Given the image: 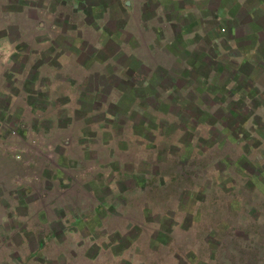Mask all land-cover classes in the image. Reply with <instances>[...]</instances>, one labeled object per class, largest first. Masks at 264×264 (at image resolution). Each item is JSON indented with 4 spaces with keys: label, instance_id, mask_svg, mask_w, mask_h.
Returning a JSON list of instances; mask_svg holds the SVG:
<instances>
[{
    "label": "rangeland",
    "instance_id": "obj_1",
    "mask_svg": "<svg viewBox=\"0 0 264 264\" xmlns=\"http://www.w3.org/2000/svg\"><path fill=\"white\" fill-rule=\"evenodd\" d=\"M0 264H264V0H0Z\"/></svg>",
    "mask_w": 264,
    "mask_h": 264
},
{
    "label": "crops",
    "instance_id": "obj_2",
    "mask_svg": "<svg viewBox=\"0 0 264 264\" xmlns=\"http://www.w3.org/2000/svg\"><path fill=\"white\" fill-rule=\"evenodd\" d=\"M237 1V3H238V1H239V3L241 2V0H236ZM222 30H224V27H222ZM9 168V167H8Z\"/></svg>",
    "mask_w": 264,
    "mask_h": 264
}]
</instances>
